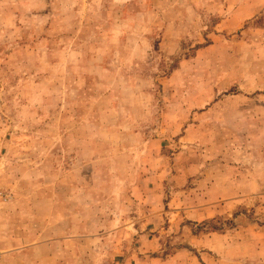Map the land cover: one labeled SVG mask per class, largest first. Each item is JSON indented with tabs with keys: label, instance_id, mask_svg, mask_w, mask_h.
I'll return each instance as SVG.
<instances>
[{
	"label": "rangeland",
	"instance_id": "rangeland-1",
	"mask_svg": "<svg viewBox=\"0 0 264 264\" xmlns=\"http://www.w3.org/2000/svg\"><path fill=\"white\" fill-rule=\"evenodd\" d=\"M240 173L264 180V0H0V264H178L237 217L261 244L264 184L198 183Z\"/></svg>",
	"mask_w": 264,
	"mask_h": 264
},
{
	"label": "crops",
	"instance_id": "crops-1",
	"mask_svg": "<svg viewBox=\"0 0 264 264\" xmlns=\"http://www.w3.org/2000/svg\"><path fill=\"white\" fill-rule=\"evenodd\" d=\"M243 167V166H242ZM198 180H196L197 182ZM198 183H210L211 185L223 184V189L220 194L215 197V202L226 199H232L243 195V186L248 183L264 184L263 179H250L243 173L238 176L234 175H222L217 179H199ZM220 214V208L218 206L203 205L198 209H182L179 212H175L172 215V225H177L180 228L183 221L188 220L193 223H200L205 220L214 218ZM243 220L240 217L235 219V228L230 232L226 233H187L185 241L187 240L189 248L180 247L178 248L173 256L165 258V261L175 262L180 264L181 260L187 258L189 264H248L250 260H264V242L259 244L256 242L254 245H250L248 241H251L247 237V233L251 228L256 225L247 223L243 225ZM255 228H261L256 226ZM249 248V249H246ZM245 248V250H244ZM164 261V259H162Z\"/></svg>",
	"mask_w": 264,
	"mask_h": 264
}]
</instances>
